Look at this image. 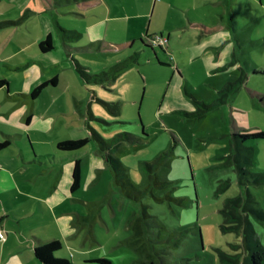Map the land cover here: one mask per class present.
I'll return each instance as SVG.
<instances>
[{"label":"rangeland","instance_id":"374dc122","mask_svg":"<svg viewBox=\"0 0 264 264\" xmlns=\"http://www.w3.org/2000/svg\"><path fill=\"white\" fill-rule=\"evenodd\" d=\"M253 5L249 0L202 1L188 11L192 23L201 25L193 33L187 26L172 28L170 24L177 18L187 23L185 13L154 15L150 39L143 36V45L153 43L157 59L152 50L139 49L136 58L112 78L90 84L81 80L75 62L90 75L98 74L133 56L138 47L90 49L86 41L115 39L112 31L94 25L100 21L106 27L96 17L105 6L100 4L95 11H87L75 1L55 6L61 13L59 26L83 35L64 38L68 49L51 53L50 70L59 76V85L45 90L53 101L50 120L56 127L51 134L65 141L90 139L80 156V188L75 192L80 201L78 215L62 216L73 220L64 222L65 232L73 238L68 242L60 239L62 252L70 256L73 247L79 253L92 251L96 260L111 264H220L217 249L228 251L227 245L236 243L238 237L220 231L219 209L227 198L245 193L234 168L226 164L229 135L234 130L264 133V7ZM212 27L219 30L204 32ZM218 36L225 41L222 47H215ZM234 36L245 44L236 49ZM158 42L162 49L156 46ZM190 46L198 57L189 56ZM244 61L254 69L236 87L224 90V85L237 82ZM37 69L44 72L39 64ZM102 102H119V113L111 114ZM36 105L39 107L40 100ZM202 105L212 108L204 111ZM198 110L204 113L186 115ZM89 128L110 144L111 156L127 168L129 179L143 192L139 199L119 194V187L110 180L106 156L92 140ZM123 134L131 140L112 142ZM247 145L254 148L251 171L261 173L264 140L248 141ZM159 156L163 162L155 174L165 184L155 186L147 179L143 164ZM66 165L71 168L70 162ZM248 190L254 196V207L264 212V185H249ZM137 218L142 230L139 236ZM251 221L264 245V223Z\"/></svg>","mask_w":264,"mask_h":264},{"label":"crops","instance_id":"0c3cea01","mask_svg":"<svg viewBox=\"0 0 264 264\" xmlns=\"http://www.w3.org/2000/svg\"><path fill=\"white\" fill-rule=\"evenodd\" d=\"M70 1H75L87 11H95L100 4L105 6L104 11L96 17L102 18L106 27H102L100 21L94 25L106 28V32L112 31L115 39L113 42L104 39L86 41L90 49H99L102 45L111 48L137 46L133 55L135 58L139 49L144 52L149 50L148 44L143 45V36L148 37L152 16L160 17L169 12L171 17H178L179 13H185L187 23L177 18L171 19L170 24L172 28L173 25L177 28L187 26L193 33L201 25L192 23L188 11L202 1L212 3V0H0V144L7 142L0 147V230L5 235V240L0 241V264H41L34 255V249L49 241L60 243V249L54 253L56 258L69 260L72 264L97 263L92 251L79 253L73 247L70 256L68 252L61 251L63 245L60 239L68 242L73 238L67 235L64 226L65 221L72 223L73 220L62 216L78 215L76 204L80 201L75 193L77 190H70L71 172L75 160H78L81 178L80 156L84 153L83 149L73 153L57 148V144L65 140L51 134L56 127L54 121L50 120L53 101L51 93L47 94L45 90L59 85L58 74L50 70L54 61L51 53L56 49L61 53L65 51L64 48L68 49L63 45L64 38L78 39L83 35L58 24L61 13L57 12L55 6ZM249 4L264 7L263 0H249ZM230 21L235 24L234 18ZM218 30L219 27H212L205 28L204 32L212 34ZM132 32L135 34H126ZM236 37L237 49V46L245 43ZM47 38L52 48L42 51L40 44ZM200 39L203 44L204 38L200 36ZM224 42L218 36L215 47H222ZM189 48V56H199L198 51L191 46ZM152 51L157 59V52L154 48ZM165 52H168L167 48ZM243 63L244 69L239 66L242 75L250 68L254 69L248 61ZM37 64L43 73L39 72ZM174 70L180 74L176 67ZM40 85L44 86L38 96L31 97L32 91ZM38 100L39 107L36 105ZM92 148L97 150L94 145ZM36 150L39 153L36 154ZM69 162L71 168L66 165ZM106 165L110 180L117 187L107 161ZM135 221L139 236L142 233L140 218Z\"/></svg>","mask_w":264,"mask_h":264},{"label":"trees","instance_id":"16d2710c","mask_svg":"<svg viewBox=\"0 0 264 264\" xmlns=\"http://www.w3.org/2000/svg\"><path fill=\"white\" fill-rule=\"evenodd\" d=\"M150 39V37H147ZM162 49L160 45H156ZM52 48L50 39L47 38L40 44L42 51H48ZM148 48L152 50L153 45L148 44ZM135 56L128 57L122 63H118L112 66L106 71H102L98 74L90 75L85 68L75 62V68L78 72L81 80L85 84L90 83H102L105 80L112 78V75L122 69L128 61L134 60ZM243 75L241 74L235 83H228L224 85V90L228 88L236 87L242 81ZM2 83V82H0ZM44 85L36 87L31 97L38 96L39 92ZM223 102V99L218 101ZM197 103V102H196ZM103 106L113 115L119 113V102H102ZM204 111L212 108V106H204ZM204 111L198 110L197 113H186L187 116L194 117L196 115H202ZM90 114V113H89ZM92 140L96 143L99 149L105 154L106 161L111 169L116 185L126 198L139 199L143 194L135 185L131 182L126 172V167L117 159L111 156L109 152L110 144L102 140L91 128H89ZM124 137H130L128 134L118 136L117 139H113L112 142L116 143L120 140L130 141L131 139H125ZM264 140L263 132L254 133H240L233 131L229 135V152L226 156V164L234 168L240 187L245 188V193L238 194L237 196L227 198L221 208L219 209L221 216L220 231L222 233H234L238 239L236 243L228 244V251L223 249H217V257L220 264H264V245L259 240L251 218H254L264 223V212L260 208L254 207V196L250 194L248 190L249 185L261 186L264 185V172L254 173L251 171L253 150L252 146H248V141ZM90 142L87 137L63 141L57 144V148L61 151H80L86 147ZM7 142L0 144V147H4ZM163 162L162 156H159L153 162L144 163V167L148 170L147 179L151 181V184L155 186H162L165 183L160 182L155 172L156 169ZM71 186L70 190L76 191L80 184V164L78 160H75L71 172ZM147 188V187H146ZM143 216L146 217L144 212ZM60 249V243L57 241L46 242L34 249V255L41 264H72L69 260L59 259L54 256V253ZM98 264H111L108 260H96Z\"/></svg>","mask_w":264,"mask_h":264},{"label":"built area","instance_id":"2783aa9c","mask_svg":"<svg viewBox=\"0 0 264 264\" xmlns=\"http://www.w3.org/2000/svg\"><path fill=\"white\" fill-rule=\"evenodd\" d=\"M156 42H157V41H156ZM152 44H153V43H152ZM157 45H161V44H159V42H158ZM4 240H5V235H4L3 231L0 230V241H4Z\"/></svg>","mask_w":264,"mask_h":264}]
</instances>
